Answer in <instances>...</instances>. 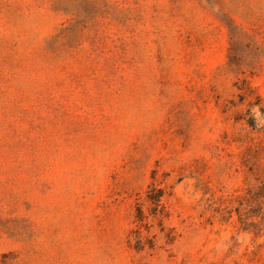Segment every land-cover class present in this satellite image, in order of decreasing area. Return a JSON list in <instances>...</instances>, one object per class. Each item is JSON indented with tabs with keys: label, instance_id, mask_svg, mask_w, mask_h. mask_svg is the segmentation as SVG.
<instances>
[{
	"label": "rangeland",
	"instance_id": "1",
	"mask_svg": "<svg viewBox=\"0 0 264 264\" xmlns=\"http://www.w3.org/2000/svg\"><path fill=\"white\" fill-rule=\"evenodd\" d=\"M0 264H264V0H0Z\"/></svg>",
	"mask_w": 264,
	"mask_h": 264
}]
</instances>
